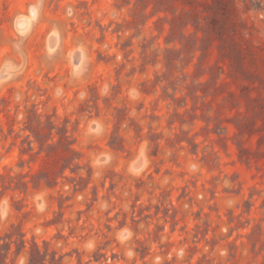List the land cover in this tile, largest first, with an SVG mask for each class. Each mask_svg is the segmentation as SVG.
Here are the masks:
<instances>
[{
  "label": "rangeland",
  "instance_id": "374dc122",
  "mask_svg": "<svg viewBox=\"0 0 264 264\" xmlns=\"http://www.w3.org/2000/svg\"><path fill=\"white\" fill-rule=\"evenodd\" d=\"M6 233L45 264H264V0H0Z\"/></svg>",
  "mask_w": 264,
  "mask_h": 264
},
{
  "label": "trees",
  "instance_id": "16d2710c",
  "mask_svg": "<svg viewBox=\"0 0 264 264\" xmlns=\"http://www.w3.org/2000/svg\"><path fill=\"white\" fill-rule=\"evenodd\" d=\"M37 118V117H36ZM37 123L40 126L42 124V122L37 119ZM52 126V127H51ZM50 130H48V133L46 135V138L43 139L41 138V134L33 128H30L29 126H26L25 129L28 130L31 134H33L34 136V140H30V136L27 135L26 137V144L28 145V152L26 153H33L32 151L34 150V148L32 147L33 142H37L38 143V151L37 154H40L42 152V149L45 148H53L55 146V143H48V140H53L54 139V131H53V125H49ZM58 135V140L57 143L59 145H67V149L72 152L71 148H70V144L67 143V136H66V132L63 130L59 129V132L56 133ZM45 137V136H44ZM27 243L28 241L24 238V235H22V233H19L17 236H14L10 233H6L4 236H0V264H2L3 262V258L6 257V255L8 254V252L11 250V244L15 245L16 248V252L17 254H19L21 251L26 250L27 249ZM29 248H28V264H45L46 263V258L43 255V253H41L40 248L38 246V244L34 241L28 243Z\"/></svg>",
  "mask_w": 264,
  "mask_h": 264
},
{
  "label": "bare ground",
  "instance_id": "6f19581e",
  "mask_svg": "<svg viewBox=\"0 0 264 264\" xmlns=\"http://www.w3.org/2000/svg\"><path fill=\"white\" fill-rule=\"evenodd\" d=\"M75 54H76V52H75Z\"/></svg>",
  "mask_w": 264,
  "mask_h": 264
}]
</instances>
